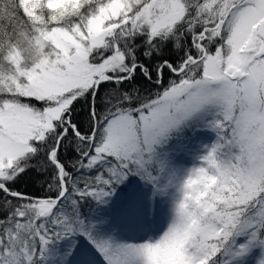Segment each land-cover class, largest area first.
Segmentation results:
<instances>
[{"label": "snow or ice", "instance_id": "1", "mask_svg": "<svg viewBox=\"0 0 264 264\" xmlns=\"http://www.w3.org/2000/svg\"><path fill=\"white\" fill-rule=\"evenodd\" d=\"M97 18L99 33L89 30ZM166 42L181 48L180 62L153 65ZM137 77L159 90L145 95ZM82 100L87 134L72 119ZM204 120L216 140L182 181L164 234L140 245L95 239L80 202L103 203L129 176L155 188L158 149ZM70 136L74 168L87 173L79 181L58 156ZM41 149L57 195L26 199L10 185ZM221 190L226 205L214 199ZM0 193L18 201L0 218V264H42L51 245L77 235L104 264H233L229 252L264 247V0H0Z\"/></svg>", "mask_w": 264, "mask_h": 264}, {"label": "rangeland", "instance_id": "2", "mask_svg": "<svg viewBox=\"0 0 264 264\" xmlns=\"http://www.w3.org/2000/svg\"><path fill=\"white\" fill-rule=\"evenodd\" d=\"M206 124L204 120L195 127L185 128L158 149L163 171L156 190L143 181L123 201L111 197L109 204H103L104 223L95 222L87 229L95 239L113 245H140L155 242L164 234L174 219L182 181L190 170L200 165L201 157L216 140L215 133ZM79 236H74L72 242H62L66 246L58 264H104L96 248ZM227 257L233 264H264V247L257 244L239 257H233L231 252Z\"/></svg>", "mask_w": 264, "mask_h": 264}, {"label": "trees", "instance_id": "3", "mask_svg": "<svg viewBox=\"0 0 264 264\" xmlns=\"http://www.w3.org/2000/svg\"><path fill=\"white\" fill-rule=\"evenodd\" d=\"M133 43L135 45L136 52L141 58H143V40L137 39ZM182 55L183 52L179 46H174L172 42H166L165 45L160 49L159 55L155 60H152L151 57L148 59L153 63V65L162 63L163 59H167L170 64H177L180 62ZM171 79H174L172 74L165 71L163 75V83L166 85ZM137 80L138 83L134 84L133 87L136 89H143L145 95L159 90L152 81L145 82L142 77H137ZM111 91L112 86L109 85H105L101 89V92L99 93L101 99L97 101L101 111H103L102 98ZM24 102L30 103L34 107L41 106L36 101L25 100ZM72 119L73 122L76 123L77 127L80 128L81 132L87 134V131L90 128L87 100H82L75 105L72 112ZM78 151L79 146L76 144L74 138L70 136L64 141L63 146L58 153L61 163L65 166V170L70 172L72 179L76 181L81 180L83 176L87 175V173L77 171L74 168L75 161L78 158ZM55 176L56 171L54 167L48 164L44 156V151L41 149L40 154L37 157H33L28 162L25 171L11 182L10 190L13 193L21 194L26 199L55 197L57 195ZM141 183H143V180L140 177L129 176L127 180H125L115 189V194L108 197L103 203L98 204L94 200L81 201L77 212L84 224L85 229L87 230L88 227H90L95 222H100L99 224L104 223V217L101 218L104 212L103 204L105 203V206L109 204L111 197L117 199L119 198L123 201L125 197L129 196L132 190L141 185ZM151 186L153 187L152 184ZM5 199L9 200L10 202L4 204L3 201ZM17 202L18 201L15 197H5L3 193H0V205H2V207H0V218H2L4 213L10 210L11 207ZM79 238L82 240L83 236H79ZM65 241L72 242L74 240L73 237H71L66 240L57 241L55 244L51 245L48 251L45 253L42 264H58L61 262L60 253H63L64 251V247L66 246L64 244ZM225 258L230 259L229 257Z\"/></svg>", "mask_w": 264, "mask_h": 264}, {"label": "clouds", "instance_id": "4", "mask_svg": "<svg viewBox=\"0 0 264 264\" xmlns=\"http://www.w3.org/2000/svg\"><path fill=\"white\" fill-rule=\"evenodd\" d=\"M77 2H78V0H51V7L61 8V7H64L66 4H71L73 7H75ZM101 22L102 21L99 18H97L96 20L90 21L89 22V25H90L89 30L93 31L95 33H99ZM201 182H203V178L191 179L189 181V185L192 186V185H196V184L201 183ZM214 183H215V181L209 180L205 183V186L210 187ZM225 191L226 190H221L220 194L215 196L214 199L218 203L226 205L228 197H226L224 195ZM229 197H230V193H229ZM197 199H199V197H197ZM205 211H213V206L211 204L206 205ZM189 219H190V223L187 225L188 229H193V228L197 227V220L192 219L191 217H189Z\"/></svg>", "mask_w": 264, "mask_h": 264}]
</instances>
